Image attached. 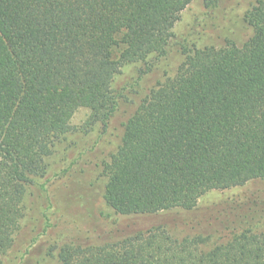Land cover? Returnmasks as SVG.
<instances>
[{"label": "trees", "instance_id": "trees-1", "mask_svg": "<svg viewBox=\"0 0 264 264\" xmlns=\"http://www.w3.org/2000/svg\"><path fill=\"white\" fill-rule=\"evenodd\" d=\"M191 0H0V264L24 200L53 149L88 108L107 126L127 64L178 45L176 75L142 97L104 166L103 200L116 216L190 211L203 195L264 179V0L244 15L241 46L189 51L173 28ZM206 8H215L213 0ZM123 90V89H122ZM209 232L173 239L161 227L66 244L60 264H264V208L230 209ZM113 238V239H112ZM113 240H115L113 242ZM208 246V247H207ZM208 248V249H207Z\"/></svg>", "mask_w": 264, "mask_h": 264}, {"label": "rangeland", "instance_id": "rangeland-1", "mask_svg": "<svg viewBox=\"0 0 264 264\" xmlns=\"http://www.w3.org/2000/svg\"><path fill=\"white\" fill-rule=\"evenodd\" d=\"M205 1L210 0H191L181 13L173 28L175 43L183 42L189 51L204 45L221 47L227 41L241 46L250 35L244 15L255 0H213L215 8H206ZM184 58L180 47L173 45L160 58L123 66L113 87L124 99L107 126L93 125L88 108L74 112L72 130L53 149L48 172L26 195L24 217L4 264H60L57 254L62 246L100 244L108 233L114 238L161 227L173 239H183L209 232L230 209L252 203L264 208V179L210 191L190 211L122 217L105 204L104 166L120 145L123 124L151 88L176 75Z\"/></svg>", "mask_w": 264, "mask_h": 264}]
</instances>
